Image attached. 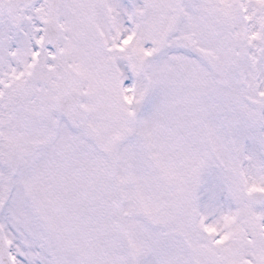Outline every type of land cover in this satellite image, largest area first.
Masks as SVG:
<instances>
[{
  "label": "snow or ice",
  "instance_id": "1",
  "mask_svg": "<svg viewBox=\"0 0 264 264\" xmlns=\"http://www.w3.org/2000/svg\"><path fill=\"white\" fill-rule=\"evenodd\" d=\"M0 264H264V0H0Z\"/></svg>",
  "mask_w": 264,
  "mask_h": 264
}]
</instances>
